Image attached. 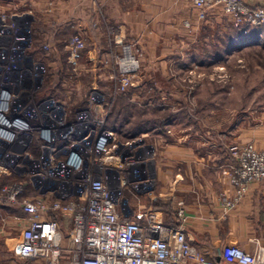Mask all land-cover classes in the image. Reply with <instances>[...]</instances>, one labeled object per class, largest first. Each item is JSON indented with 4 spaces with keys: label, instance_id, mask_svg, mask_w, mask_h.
Returning a JSON list of instances; mask_svg holds the SVG:
<instances>
[{
    "label": "rangeland",
    "instance_id": "1",
    "mask_svg": "<svg viewBox=\"0 0 264 264\" xmlns=\"http://www.w3.org/2000/svg\"><path fill=\"white\" fill-rule=\"evenodd\" d=\"M84 3L89 5L87 0H0V36L13 35L0 37V47L7 48L0 57L14 70H27L25 79L32 87L17 99H28V105L44 99L49 104L51 99L65 120L75 116V109H80L77 120L94 118L98 111L107 121L124 119L122 133L113 131L107 160L121 156L122 161L138 159L140 164L104 171L126 200L120 210L130 212L147 206L160 187L154 165L163 141L227 137L238 120H258L264 108V47L248 35L233 47L234 34L235 39L241 37L233 27H240L225 14L210 16L193 29L185 26V18L174 16L171 30L157 31L153 38L135 25L118 22L112 5L91 0V11L84 13ZM132 8L128 4L124 15L131 16ZM15 38L21 40L16 43ZM75 38L84 46L73 57L69 46ZM90 50H96L93 58L87 57ZM126 58L136 62L134 70ZM137 127H143L142 132L130 136ZM239 143L244 142L233 144ZM15 159L12 163L17 164ZM15 168L9 180L0 176L1 185L22 178ZM52 172L41 184L67 189L68 183L56 181ZM120 175L127 179L123 187ZM35 193L28 186L25 195ZM20 233L14 225L12 236ZM61 264H69L67 258Z\"/></svg>",
    "mask_w": 264,
    "mask_h": 264
},
{
    "label": "built area",
    "instance_id": "2",
    "mask_svg": "<svg viewBox=\"0 0 264 264\" xmlns=\"http://www.w3.org/2000/svg\"><path fill=\"white\" fill-rule=\"evenodd\" d=\"M190 1L196 16L185 21L190 29L219 10L237 27L264 26V4L260 3L264 0ZM0 37L7 40L13 35ZM83 46L79 38L70 43L73 57ZM3 50L7 48L0 47L1 54ZM2 61L0 57V168L15 166L22 177L3 185L2 193L18 203L29 220L13 244L16 257L43 264H61L65 258L69 264H217L188 240L183 201L176 207L175 223L162 219L152 205L120 210L126 200L112 188L104 168L125 171L127 164L135 166L140 160L125 162L121 156L115 162L107 160L115 134L104 128L100 111L94 118L65 120L51 99L49 104L44 99L28 105V99H17L32 87L25 79L27 70H14ZM229 150L235 193L224 198L226 209L240 203L251 183L264 181V148L248 141L233 144ZM15 157L17 164L12 163ZM51 172L56 181L68 183L67 189H46L41 184ZM28 175L31 178L26 181ZM121 175L123 187L127 179ZM28 186L37 193L26 196ZM220 257L228 264H264V244L258 242L254 252H247L227 243Z\"/></svg>",
    "mask_w": 264,
    "mask_h": 264
},
{
    "label": "crops",
    "instance_id": "3",
    "mask_svg": "<svg viewBox=\"0 0 264 264\" xmlns=\"http://www.w3.org/2000/svg\"><path fill=\"white\" fill-rule=\"evenodd\" d=\"M102 1L103 5L115 7L118 22L125 26L135 25V30L152 33L153 38H156L157 31L171 30L174 16L196 17L190 0ZM87 2L89 5L84 3L81 8L84 13L92 8L91 0ZM260 3L264 4V1ZM128 4L133 7L131 16L124 15ZM222 14L219 10L211 16ZM87 54L93 58L96 50ZM251 140L257 147L264 148V108L260 109L255 122L246 119L235 122L229 127L227 137L183 140L181 136L174 141H163L159 160L154 165L160 187L151 194L147 206L160 200L168 203L176 214L178 202L183 201L188 240L217 264H228L220 257V250L227 243L238 244L247 252H254L258 242L264 244V181L251 183L235 207L226 209L223 204L225 197H232L235 193L229 175V163L232 161L229 147L235 142ZM12 174L11 168H0L4 181L9 180ZM2 187L0 184V264H43L13 254V244L29 220L18 203L6 199ZM156 211L162 219H169L165 210ZM14 225L21 231L16 238L12 236Z\"/></svg>",
    "mask_w": 264,
    "mask_h": 264
},
{
    "label": "trees",
    "instance_id": "4",
    "mask_svg": "<svg viewBox=\"0 0 264 264\" xmlns=\"http://www.w3.org/2000/svg\"><path fill=\"white\" fill-rule=\"evenodd\" d=\"M234 29V32L239 33L241 35V37L235 39V34L233 36V41H232V44H233V47L234 46H240L242 43L241 40L242 39H247V36L249 38H257L258 40L256 42H258V44H260V46L264 47V42H262V39L264 40V26L262 27H249V28H246L248 30L247 32L248 33H245L246 31H243V28H235L233 27ZM229 53V52H228ZM115 123V124H114ZM162 123H165V121H163ZM114 124V125H113ZM122 126H124V119H121L120 120V116L118 119H115V120H109L107 121V124H106V129H110L112 131H114L115 133H122ZM138 128V127H137ZM143 130V127L142 129H134L133 133L130 135V136H135L137 134H139L140 132H142ZM35 151L37 152L36 148H35ZM152 206L154 207L155 210H165L168 215H169V219L168 221H170L171 223H175L176 221V214L174 213V211L170 208V205L168 203H163L162 201L160 200H157L155 201Z\"/></svg>",
    "mask_w": 264,
    "mask_h": 264
},
{
    "label": "bare ground",
    "instance_id": "5",
    "mask_svg": "<svg viewBox=\"0 0 264 264\" xmlns=\"http://www.w3.org/2000/svg\"><path fill=\"white\" fill-rule=\"evenodd\" d=\"M124 60L127 62V65L130 67L129 70H131L132 68L134 70V68L136 67V62H134L132 59H129V58H126ZM123 66H124V68H127V66H125L124 64H123Z\"/></svg>",
    "mask_w": 264,
    "mask_h": 264
},
{
    "label": "flooded vegetation",
    "instance_id": "6",
    "mask_svg": "<svg viewBox=\"0 0 264 264\" xmlns=\"http://www.w3.org/2000/svg\"><path fill=\"white\" fill-rule=\"evenodd\" d=\"M12 73V75L13 76H16V72H13V71H11ZM14 78H16V77H14ZM92 97L91 98H93L94 99V95H93V93H92V95H91ZM80 109H75L74 110V115L75 116H72V117H77L78 115L76 114L78 111H79ZM106 124H107V115H106V118H105V121H104V128L106 127Z\"/></svg>",
    "mask_w": 264,
    "mask_h": 264
}]
</instances>
